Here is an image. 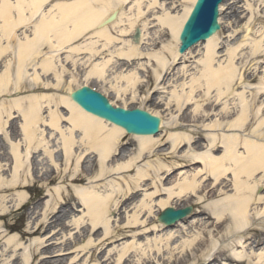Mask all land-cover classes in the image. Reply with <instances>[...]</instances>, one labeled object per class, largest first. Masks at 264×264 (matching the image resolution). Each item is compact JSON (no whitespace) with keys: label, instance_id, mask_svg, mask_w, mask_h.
Segmentation results:
<instances>
[{"label":"bare ground","instance_id":"1","mask_svg":"<svg viewBox=\"0 0 264 264\" xmlns=\"http://www.w3.org/2000/svg\"><path fill=\"white\" fill-rule=\"evenodd\" d=\"M184 1L190 7L182 15H176V0H0V138L6 142V149H0V220H4L9 208L2 204L12 203L16 212L40 180L43 183L40 187H46L45 207L53 211L52 219H56L58 200L64 201V195L69 194L62 184L67 181L75 186L79 206L87 209L92 229L98 232V226L103 225L107 237L112 212L119 214L122 208L128 212L133 207L137 217L152 209L153 195L135 204L131 202L140 196L146 182L153 181L155 193L166 192L160 195L165 199L158 204L159 213L175 199L204 204L202 211L213 220L214 231L208 233L222 230L226 237L235 238L231 248L246 250L245 254L230 252L231 262H253L247 251L264 246V232L254 231V228L264 229V32L251 38L247 28L246 38L230 45L233 31L225 37V26L220 20L222 28L217 34L180 54V33L196 0ZM226 1L220 6V14L238 18L237 5H226ZM124 6L127 8L123 9ZM250 12V20L264 21V6ZM114 13L115 21L104 24ZM38 17L39 22L33 24ZM31 25L30 33L24 30L19 35L22 28ZM136 31L140 34L137 42L134 41ZM164 33L171 34L172 40L164 41ZM87 35H91L89 42L72 47ZM200 48L203 49L195 55ZM67 50L71 54L66 55ZM119 61L127 70L116 69ZM66 63L75 69L84 66L88 69L83 78L86 84L102 82L111 85L113 90L114 83L121 85L123 93H114L118 97L130 92L129 96L135 98L141 87L149 91L152 79L155 86L151 98L173 91L169 103L165 104V110L171 108L170 104L176 105L179 114L171 118L173 134L168 138L171 153L160 149L159 137L153 136L133 135L131 138L138 147L132 153L125 150L124 129L87 113L72 101L75 90L72 91L71 79L69 92L58 95L69 72ZM75 69L70 78H78L77 71L73 73ZM52 75L54 83L47 80ZM169 87L174 89L166 91ZM27 89L40 94L27 99L19 97ZM102 90L112 95L109 90ZM52 92L59 98L47 95ZM222 102L219 114L216 109ZM60 105L68 111L64 106L59 108ZM186 107L192 108L187 121L180 118L185 115ZM18 118L16 131L10 133L12 121ZM161 118V128H164L166 121ZM254 123L256 129L248 134ZM202 132L208 136L206 147L201 146L206 152L195 148L196 145L200 148V141L205 140ZM58 150L61 161L57 159ZM185 152L187 155H181ZM153 156H156L154 161L140 165ZM172 158L177 159L176 163L167 166L164 161ZM39 159L47 167L39 164ZM88 159H92L91 165L85 170L83 166L88 164ZM188 163L202 165L190 178L175 183L176 180L166 189L165 181L171 177L174 165L181 169L188 167L185 166ZM50 170L53 175H64L59 183L58 178H46ZM109 177L112 180L103 189L99 188L98 183ZM229 187L232 189L228 190ZM201 221L193 224L208 230ZM130 230L122 229L119 237ZM3 232L0 223V234ZM13 241L9 238L8 247ZM189 244L191 250L193 243ZM215 254L219 258L224 256L223 251ZM213 256L198 264L216 262ZM184 257L197 261L194 249ZM45 259L41 263H46ZM256 259L264 264V252ZM26 264H30L29 258Z\"/></svg>","mask_w":264,"mask_h":264},{"label":"rangeland","instance_id":"2","mask_svg":"<svg viewBox=\"0 0 264 264\" xmlns=\"http://www.w3.org/2000/svg\"><path fill=\"white\" fill-rule=\"evenodd\" d=\"M176 2L178 3V9L176 12H174L176 15H182L184 13V9L189 8L191 5L188 1L184 0H176ZM232 4L237 5L236 10L238 12V18L229 17L227 13L222 15L220 14L219 18L222 25L225 26V37H227L230 32L233 31V42L230 43V45H237L242 40H244L248 33L247 28H249L251 31L249 32L251 38L256 37V35L258 36V33L261 31L264 32V21H255L254 18L250 20V10H256L257 8L263 9L264 0L226 1V5ZM122 8L125 9L127 7L124 6ZM49 9L50 8H45L46 11ZM39 20L40 17L34 20L33 24L38 23ZM29 27L32 28L33 25L28 26L27 28H22L19 32V35H22L24 30H27V32L30 33ZM112 32L114 35L116 34L115 30L113 29ZM163 37L164 41L172 40L171 34L164 33ZM88 38H91V35H87L85 38L77 41L72 47L89 42L90 40ZM116 47H121V45H116ZM202 49L203 48L197 49L194 54L198 55ZM247 49L249 50V47ZM67 51L68 52L66 55L68 53L71 54L69 50ZM62 54H64L63 57H65V53ZM40 57L42 58V55H40ZM121 63L122 62L120 61L117 63L116 69H121L123 71L127 70L128 67L124 65L122 66ZM65 66L69 72L66 73L67 77L61 83L60 90L58 92L55 91L58 95L65 96V94L69 92V89L72 86V83H70L71 79L74 82L72 91L80 88L83 85H89L90 87L106 94L109 100L115 104V106H120L126 109L140 108L153 113L156 116L163 117L166 121V125L164 128H161L162 136L159 135L156 138L159 137L158 147L160 149L164 148V151L166 150V152L169 151L171 153V142L168 139L169 136L173 134V130H171L173 125L170 124L172 123L171 118L172 116L179 114L176 112V105L174 106V104H170L171 108L165 110L167 108L165 104L169 103L173 93L172 89H174V87L167 88L166 91H172L168 94L159 93L151 98L150 94L155 86L152 79L150 81L149 91L148 88L141 87L135 98H133L132 95L129 96L130 92H127V96L118 97L114 93H123V90L120 87L121 85L117 86L114 83L113 86H115V90H113L111 85H106L102 82L92 81L89 84H86L83 78H85V74L88 69L85 66L83 68L79 67V69H75L71 64L68 63H66ZM73 69H75V72L73 71L74 74H76V71L77 75L79 74L78 78H70ZM47 77L48 81H53L54 83L55 79L53 75ZM68 77L69 79L67 81ZM169 80H171L172 83L173 79H171V77ZM189 81L190 78L187 80V82ZM256 82L253 83L255 84ZM102 89L109 90V92H112V95H109L111 93L108 94ZM28 90L29 89L23 90L22 93L19 94V97H22V99H27V96L40 94L39 92H33V90H29L30 92H28ZM55 92L48 93L47 95L53 97L56 95ZM113 94L116 96V98L113 96ZM54 97L57 99L59 98L57 96ZM235 102H238V97L236 95ZM223 103L224 102L220 103V106L216 109L217 113L219 114H221ZM229 104L231 106H235L233 102H229ZM62 106L64 105H60L59 108ZM64 107L66 111H68V108L66 106ZM231 108L235 109V107ZM60 110L63 111L64 115L67 114L65 110ZM185 110L186 116L183 115L180 117H183L184 120H186L187 116L191 114L192 108L186 107ZM19 121V118L15 120V122L12 121V128L9 129L10 133L16 131L15 125L16 123L19 124ZM186 123H182V125L184 126ZM207 123H209V121L205 122L204 125H207ZM256 126L257 125H255V123L252 124V127H249L247 133L249 131L252 132L255 130ZM201 135L205 140L200 141V148L199 145H196L195 148L197 151L200 150V152H206L207 149H201V146L206 147V144L208 143V136L203 132ZM194 138H197V136L194 135ZM123 140V143L127 144L125 150H129L131 153L138 147V144L134 142L131 136H125ZM4 143L6 144L5 140H1L0 138L1 150L6 149ZM162 145L165 147L161 148L160 146ZM181 155L185 156L187 155V152ZM57 156V159L61 161V152L59 150L57 152ZM41 159L38 161L39 164L42 163ZM155 159L156 156H153L152 158L142 161L140 165L142 166L148 161H154ZM91 160L88 159V164L83 166L85 170L86 167L87 169L90 168ZM176 161L177 159L172 158L170 160H165L164 163L167 166H171V162L176 163ZM42 164H44V167H47L46 162ZM201 165L202 163L194 165L188 163L185 165L188 167L181 169L179 168V165H174L173 170L171 171L172 175L169 177L167 182L165 181L167 185L164 187L167 189L176 180L177 181L175 183L181 182L185 178H190L193 174H195L196 169L197 171L200 170ZM181 166H183V164H181L180 167ZM178 168L179 170L175 171V169ZM134 174L135 172L132 173V175ZM46 175V178L49 176H52L53 179L58 178L57 183L60 182V177L64 176L63 174H61V176L58 174L53 175L51 170ZM117 179L118 181L122 182L121 178ZM111 180L112 177H109L106 180L98 183L99 188L103 189L104 185ZM202 182L205 183V181ZM57 183L55 182L53 184ZM146 183L147 185L143 189V192H140V196L136 197L131 203L135 204L142 199L147 200V195H153L152 200L154 202L152 201V209L150 211L147 210L149 212H144L137 217L134 214L135 209H132L133 207H131L128 212H126L124 208H122V212L119 214L112 212V216H109L108 219V228L110 234L105 237L106 228L103 225L98 226V228H100V231L98 232H96V229H92L93 222L91 221L89 215L86 214L87 209H85L83 206H79L81 204L79 203L80 201L77 199L75 194V186L70 185L67 181L62 183L63 186L68 189L69 194L64 195L63 199L65 202L58 200L59 205L56 208L57 214H55L56 217H54L56 219H52L53 214L51 213H53V211L46 209L45 207L48 200L47 197H45L46 193L44 192L46 187H40L43 184L41 183V180L36 181V188L29 190L27 193L29 197L28 200L24 202L21 208L18 210L16 208V212L12 203L2 204L7 205L9 208L5 214L6 216L4 220H0L1 229L4 231L3 234H0V264H26V260L28 258L30 264H198L199 261L205 262L204 260H209L211 256L215 254V252L219 253L220 251L224 252V256L219 258L218 255L215 254L212 259L217 258V261L212 264H239L235 263L234 260L231 262L230 252L236 251L245 254L246 250L242 248H231V241L235 242V238L226 237L225 232L222 230L214 232L213 234L208 233L210 230L214 231L211 227L213 220H211V218L209 219V214L207 215V213L202 211L201 207L204 204L200 206L195 200L175 199L169 207H176L179 209L183 206H192V215L180 223L179 227L176 226L172 231L165 229L161 224H159L157 222V218H155V215H158L159 213L160 207L158 204L163 201V199H165V196L160 195L166 194V192H161L159 194L155 193L156 186L153 181H148ZM158 185H160V187L162 186L160 183H158ZM229 189H232V187H229L228 190ZM9 194L14 193L10 192ZM39 199L40 201H38ZM49 204L53 206V203ZM63 204L64 206H61ZM198 220H202L201 223L205 222L208 230H204L203 227L193 224L194 221ZM39 228L40 230L38 233L34 234V231L38 230ZM124 228H131V230L126 231L121 237H119L121 234L120 231ZM254 231L264 232V229L254 228ZM9 238L14 239V241L13 244L8 247ZM189 243H193L192 249H194V252L197 255V261L195 262L192 260V257H190V259L186 257L183 258V256H186V253H189V251L192 250H189L188 246L191 245ZM262 252H264V246L260 248L258 247V249L253 248L252 250L247 251L248 255L252 257L251 259H253L251 264H260L256 257H259L260 253ZM44 258H47L45 259L46 263H41L42 259ZM240 264L248 263L246 262Z\"/></svg>","mask_w":264,"mask_h":264},{"label":"water","instance_id":"3","mask_svg":"<svg viewBox=\"0 0 264 264\" xmlns=\"http://www.w3.org/2000/svg\"><path fill=\"white\" fill-rule=\"evenodd\" d=\"M221 2L222 0L197 1L180 38L182 41L181 54L197 42L205 41L219 29L217 17L218 6ZM115 16V14L111 16L107 22L114 20ZM138 37L139 33H137L136 39ZM71 98L86 112L124 128L129 134L156 135L158 133L160 120L147 112L138 109L134 111L114 109L100 94L87 88L74 92ZM190 211V208L179 211L168 209L159 217V221L172 227L187 216Z\"/></svg>","mask_w":264,"mask_h":264}]
</instances>
